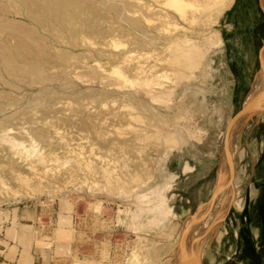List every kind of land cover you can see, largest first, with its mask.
<instances>
[{
    "label": "rangeland",
    "instance_id": "1",
    "mask_svg": "<svg viewBox=\"0 0 264 264\" xmlns=\"http://www.w3.org/2000/svg\"><path fill=\"white\" fill-rule=\"evenodd\" d=\"M227 2L0 0V264H264V0Z\"/></svg>",
    "mask_w": 264,
    "mask_h": 264
},
{
    "label": "water",
    "instance_id": "2",
    "mask_svg": "<svg viewBox=\"0 0 264 264\" xmlns=\"http://www.w3.org/2000/svg\"><path fill=\"white\" fill-rule=\"evenodd\" d=\"M264 104V100H258V101H254L248 105H244L241 112H245V111H248V110H253L255 108H257L259 105H262ZM226 152H227V155H228V158H229V162H230V167L232 168V158L230 156V153H229V150H228V146L226 145Z\"/></svg>",
    "mask_w": 264,
    "mask_h": 264
},
{
    "label": "bare ground",
    "instance_id": "3",
    "mask_svg": "<svg viewBox=\"0 0 264 264\" xmlns=\"http://www.w3.org/2000/svg\"><path fill=\"white\" fill-rule=\"evenodd\" d=\"M233 2V0H228V2L224 5V7L223 8H227V7H229L230 6V4ZM223 8H221V10L223 9ZM208 39V38H207ZM221 40V39H220ZM188 50H190V49H188ZM257 86V85H256ZM254 92V91H253ZM257 92V91H256ZM262 93V92H261ZM256 95V94H255ZM254 95V96H255ZM261 95V94H260ZM259 96V95H258ZM262 98V97H261ZM261 100H264V97H263V99H261ZM260 100V101H261ZM254 101H257V99L256 98H254L253 99V102ZM223 178V177H222ZM239 202V201H238ZM238 204H240V202L238 203ZM241 205V204H240Z\"/></svg>",
    "mask_w": 264,
    "mask_h": 264
}]
</instances>
